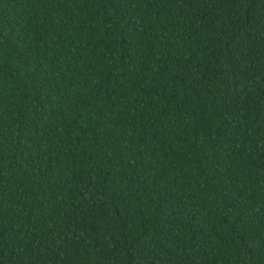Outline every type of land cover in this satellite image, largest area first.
Listing matches in <instances>:
<instances>
[{
	"label": "trees",
	"instance_id": "trees-1",
	"mask_svg": "<svg viewBox=\"0 0 264 264\" xmlns=\"http://www.w3.org/2000/svg\"><path fill=\"white\" fill-rule=\"evenodd\" d=\"M0 264H264V0H0Z\"/></svg>",
	"mask_w": 264,
	"mask_h": 264
}]
</instances>
